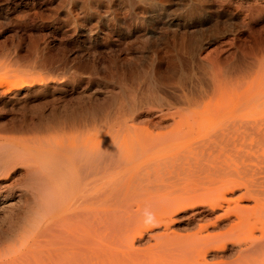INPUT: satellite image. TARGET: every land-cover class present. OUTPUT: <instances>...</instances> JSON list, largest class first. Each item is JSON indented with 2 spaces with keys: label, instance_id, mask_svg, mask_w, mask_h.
Returning <instances> with one entry per match:
<instances>
[{
  "label": "bare ground",
  "instance_id": "bare-ground-1",
  "mask_svg": "<svg viewBox=\"0 0 264 264\" xmlns=\"http://www.w3.org/2000/svg\"><path fill=\"white\" fill-rule=\"evenodd\" d=\"M70 1L92 6L95 0ZM147 1L125 0L126 14L108 9L100 17L124 54L116 77L52 65L45 47L28 71L22 40L12 51L0 50V213L17 215L6 225L19 224L23 211L14 199L32 195L34 208L26 210L42 229L28 253L3 264H138L115 246L139 217L129 200L137 199L139 213L161 190L153 182L193 175L190 167L230 177L231 164L245 169L247 228L261 234L251 240L250 254L264 255V0ZM77 22L76 32L91 37ZM43 70L60 71L51 88L70 95L66 111L50 112L58 125L85 130L63 138L67 148L87 150L70 154L67 166L49 155L51 167L43 168ZM94 79L95 88L81 84ZM106 238L116 244L108 247Z\"/></svg>",
  "mask_w": 264,
  "mask_h": 264
},
{
  "label": "rangeland",
  "instance_id": "rangeland-1",
  "mask_svg": "<svg viewBox=\"0 0 264 264\" xmlns=\"http://www.w3.org/2000/svg\"><path fill=\"white\" fill-rule=\"evenodd\" d=\"M75 1L81 2V0ZM135 2L143 5L148 1L135 0ZM108 9H112L114 14L123 13L124 15L128 8H126L125 0H95L92 6H80L70 0H0V50L12 51L15 43L22 40L25 51L24 64L28 71L32 60L36 56L39 57V51L45 47L47 49L45 58L52 65L62 63L72 68L82 66L89 70L97 68L104 75L109 72L111 76L116 77L118 63L124 58V54L115 46L113 39L107 33L105 24L100 20L102 13ZM68 19L69 21L60 28L61 21ZM73 20L81 22V26L91 31L92 36L87 38L84 34L76 32ZM147 52L149 53L147 56L154 53L150 50ZM133 61L136 62L135 59ZM101 64L104 66L102 69H100ZM40 73L42 82L38 98L40 101H38L43 102L40 133L43 168L51 167V162L48 161L49 155H55L58 164L67 166L66 159L70 160V154L72 157H80L86 154L87 150H83L80 144L67 148L64 139L71 133L74 138L79 137L85 133V130L82 132L83 128L73 130L71 126L58 125V119L50 112H55L57 117L64 110L66 111L70 95H62L51 87H55L54 85L60 82L63 74L54 70H43ZM70 76L72 77L70 74H65L64 78ZM97 82L98 80L94 79L89 81V84H86V81L81 84L95 88ZM103 111L105 110L97 112V117H100H96V125H99V119L105 113ZM51 132L53 135L50 134ZM70 162L72 163V159ZM69 166L74 167L73 164ZM229 167L232 174L229 175L230 177H207L204 174L200 175L199 168L190 167L191 171L196 170L193 175H190L191 177L180 176L170 178L168 181L153 182L161 190L151 201L147 199L143 201L144 206L139 213L137 199L129 200H132L131 209L139 214L131 225L135 230L126 237L127 239L121 238L123 241L118 239L117 244L109 238L105 239V241L109 240L105 244L111 247V243L116 244L115 246L120 243L119 248L126 249L125 253L139 260L138 264H264V255L258 254L254 257L255 254H250L256 247L253 245L259 241L261 234L259 229L251 231L247 228V219L250 214L248 207L252 203L247 201L249 198L245 193V169L241 168L244 173L241 176L240 167L238 168L235 164ZM233 175L237 178H232ZM46 176L49 175L43 172V180L48 179ZM62 177L58 175L57 179L62 180ZM25 189L29 190L28 187ZM14 200L16 205L22 207L23 217L17 225H6V221L11 217L13 219L18 217L15 214L0 213V220H2L0 221V264L18 259L21 255L28 253L37 241L42 240L38 238L42 233L41 227H38L40 221L36 222L32 212L26 210L29 207L34 208L32 195L28 196L27 200ZM252 239L256 242H251Z\"/></svg>",
  "mask_w": 264,
  "mask_h": 264
}]
</instances>
